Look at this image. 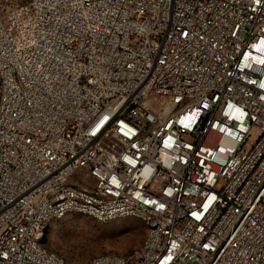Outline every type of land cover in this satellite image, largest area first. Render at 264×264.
I'll use <instances>...</instances> for the list:
<instances>
[{"label": "built area", "instance_id": "obj_1", "mask_svg": "<svg viewBox=\"0 0 264 264\" xmlns=\"http://www.w3.org/2000/svg\"><path fill=\"white\" fill-rule=\"evenodd\" d=\"M73 213L146 227L85 264H264V0L0 12V264Z\"/></svg>", "mask_w": 264, "mask_h": 264}, {"label": "rangeland", "instance_id": "obj_2", "mask_svg": "<svg viewBox=\"0 0 264 264\" xmlns=\"http://www.w3.org/2000/svg\"><path fill=\"white\" fill-rule=\"evenodd\" d=\"M26 0H0L4 14ZM79 172L73 179L80 177ZM91 186L92 179L81 183ZM146 236L144 223L136 218L101 222L73 213L51 223L46 235V246L62 255L67 264H85L91 258L108 253L130 255L139 250Z\"/></svg>", "mask_w": 264, "mask_h": 264}, {"label": "water", "instance_id": "obj_3", "mask_svg": "<svg viewBox=\"0 0 264 264\" xmlns=\"http://www.w3.org/2000/svg\"><path fill=\"white\" fill-rule=\"evenodd\" d=\"M47 231H48V229H47ZM47 231H46V234H47Z\"/></svg>", "mask_w": 264, "mask_h": 264}, {"label": "trees", "instance_id": "obj_4", "mask_svg": "<svg viewBox=\"0 0 264 264\" xmlns=\"http://www.w3.org/2000/svg\"><path fill=\"white\" fill-rule=\"evenodd\" d=\"M27 1V0H26Z\"/></svg>", "mask_w": 264, "mask_h": 264}]
</instances>
